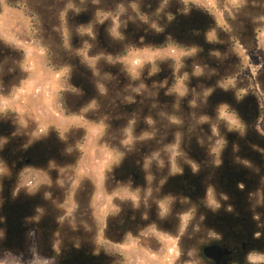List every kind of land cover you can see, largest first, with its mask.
I'll return each mask as SVG.
<instances>
[{"label": "rangeland", "instance_id": "rangeland-1", "mask_svg": "<svg viewBox=\"0 0 264 264\" xmlns=\"http://www.w3.org/2000/svg\"><path fill=\"white\" fill-rule=\"evenodd\" d=\"M16 1L22 5L28 2ZM62 1L66 4L57 30L64 47L76 51L91 69L98 91L105 94L106 83L116 81L106 70L117 65L131 83L127 101L141 96L140 102L148 106V111L127 125L119 121L109 126L106 117L96 114V101L80 104L78 91L69 83L70 68L54 64L55 57L48 55V46L32 20L23 10L11 7L8 0H0V40L17 51V56L7 55L0 62V119L9 121L27 146L50 135L61 145V162L24 169L20 183L33 181L38 186L41 177L57 173L61 197L66 201L61 214L72 226L85 225L86 204L92 193L96 243L103 240L101 230L107 214L115 212L118 205L141 214L157 205L163 221L143 230L137 240H130L122 249L125 253L119 264H206L202 247L219 238L204 227L197 200L210 211L224 208L227 195L217 193L210 185L211 172L227 159L225 153L249 168L253 165L249 159L235 156L241 150L237 139L246 135L249 127L264 136V3L180 0L184 9L199 6L215 20L207 39L218 46L217 52L199 57L197 47H181L171 41L161 47L127 46L118 54L93 49L95 24L107 23L110 36L117 41L123 40V30L130 23L159 30L160 21L169 16L164 10L172 0H161L158 7L152 4L155 0ZM98 5L102 8L95 11ZM90 10L92 21L73 27L80 39V47L75 50L67 16ZM170 70L172 78L149 82L158 73ZM250 106H255L257 116L253 118H248L253 108ZM7 141L0 138V151ZM129 156V164L142 177V184H135L131 175L125 188L119 189L109 179ZM7 172L0 157V178ZM185 175H199L198 181L207 191L205 197L197 193L194 201L165 189L168 178ZM34 185L31 191L37 188ZM261 186H255L252 195L253 211L260 219L264 217ZM118 198L121 200L117 203ZM151 236L157 240L151 243L152 250L134 247L140 238ZM177 246L179 253L171 254ZM249 262L264 264V253H250ZM0 264L40 263L35 255L26 262L22 255L5 252L0 253Z\"/></svg>", "mask_w": 264, "mask_h": 264}, {"label": "trees", "instance_id": "trees-1", "mask_svg": "<svg viewBox=\"0 0 264 264\" xmlns=\"http://www.w3.org/2000/svg\"><path fill=\"white\" fill-rule=\"evenodd\" d=\"M161 0H155L152 4L158 7ZM251 3L261 4L264 0H250ZM11 7L23 10L27 17L32 20L34 27L39 29L44 42L48 46V55L55 57L56 66H68L71 70L69 83L73 89L78 91L76 96L81 105H86L92 101L97 102L98 116L106 117L109 126L119 124V121L127 125L131 119L137 120L140 113H147L148 106L140 102L141 96L135 97L132 102H128L130 80L125 76V71L119 66L107 67V72L115 77L106 83L107 92L102 94L98 91L91 69L83 62L81 56L74 50H67L64 47L63 37L57 28L60 22V13L65 9V2L62 0H28L27 5L18 4L16 0H8ZM88 8L90 6H87ZM180 0H172L170 6L164 10L167 18L160 21V29L151 28L146 24H128L123 30V40L117 41L109 34L107 23L95 24V39L91 40L94 51L118 54L125 51V47H161L168 42H173L181 47H197L200 50L199 57L211 52H217L218 46L207 39V34L215 27V20L209 11L196 5H191L189 9H184ZM96 6L95 11L100 9ZM93 11H83L77 15L68 14V23L72 36V46L78 49L77 43L80 40L73 27L76 25H88L92 21ZM163 17V16H162ZM7 55L17 56V51L5 46L0 40V62ZM173 76V70L160 72L151 78V81H163ZM160 98H164L162 93ZM213 99V97H212ZM250 100V99H249ZM246 102V101H245ZM252 105L254 101H251ZM247 107L246 103L244 104ZM250 106L249 108H252ZM255 106L252 108V110ZM255 111V110H254ZM252 111H250L251 113ZM93 117H98V116ZM92 119H96L93 118ZM251 118V117H248ZM248 123H251L248 121ZM12 129L9 123L0 120V129ZM14 130V128H13ZM237 144L241 150L236 152L238 158L246 157L250 165L249 168L238 164L233 159H227L211 172L210 185L217 193L227 195L224 208L217 211H210L205 208L202 201L198 202L195 192L190 188L192 183L199 180V175L191 176L189 184L184 186L178 182L179 177L172 180L174 186H178V193L197 200L199 209L205 211V225L217 231L222 242L231 244H241L249 242V253H264V217L253 211L252 195L254 187L261 186L264 180V136L256 130L248 128L246 135L237 139ZM44 146L40 149V146ZM55 147L51 140L41 142L40 145L18 151V155H32L37 157L40 151L50 153ZM40 150V151H39ZM227 152V151H226ZM230 156V155H229ZM130 156L114 170L113 175L118 176L122 171H128ZM260 172L257 173V169ZM264 198V185L262 184ZM80 258V257H79ZM78 264H84L81 260Z\"/></svg>", "mask_w": 264, "mask_h": 264}, {"label": "flooded vegetation", "instance_id": "flooded-vegetation-1", "mask_svg": "<svg viewBox=\"0 0 264 264\" xmlns=\"http://www.w3.org/2000/svg\"><path fill=\"white\" fill-rule=\"evenodd\" d=\"M255 116L257 114L252 110L250 117ZM0 120L9 123L12 128L0 129V138L5 137L8 140L0 151V157L8 168V172L0 178V253L9 252L22 255L26 262H29L35 255L40 264H78L79 260L84 264H115L117 260L119 264V259H123L125 253L122 249H126V244L130 240H137V235L143 230L149 226L157 227L163 221L158 216L159 213L155 208L157 205L152 206L150 211L144 214L126 210L125 206L118 205L115 212L107 214L101 230L103 240L101 243H96L97 228L95 229V226L97 224L93 217L92 193L86 204L88 217L85 219V225L80 223L72 226L70 219L66 216L63 219L61 214L60 208L66 201L61 197V187L58 184L60 177L57 173L52 172L49 176L41 177L38 186H35L33 181L20 183V176L24 169L30 167L39 169L53 161L61 162L62 156L59 152L61 145L57 143L55 136L50 135L42 141L27 146L23 137L16 135L9 121ZM47 140L55 143L53 144L54 151L47 153L39 150L40 155L37 157L18 155V151L27 150ZM43 148L44 146L41 145L40 149ZM129 167L128 171H122L118 176L115 175L109 179L112 184L117 185V188H125L126 180L131 175H133L135 184H142V177L134 172L133 166L129 165ZM173 178L175 176L167 179L165 189L179 194L178 186L172 184ZM191 180L190 176L185 175L182 178L179 177L178 182L180 181L184 186ZM47 181L49 183H46ZM32 185L37 187L33 191L30 190ZM192 185L190 190L195 192V195L202 193L204 197L206 196L207 191L201 187L199 181ZM120 200L118 198L117 203ZM114 205L116 206V203ZM201 214L205 220V211L203 210ZM203 225L207 227L205 223ZM217 236L219 240L209 242L202 247L201 254L206 264H251L249 262V242L225 243L222 242L218 233ZM146 239V237L140 238L134 247L145 251L152 250L151 243H156L157 240L153 241L152 236L151 239ZM208 245H217L228 253L218 261L209 259L203 253L204 247ZM116 247H121V250H117ZM179 250L180 247L177 246V250L172 249L170 253H179ZM113 253H117L118 258Z\"/></svg>", "mask_w": 264, "mask_h": 264}, {"label": "water", "instance_id": "water-1", "mask_svg": "<svg viewBox=\"0 0 264 264\" xmlns=\"http://www.w3.org/2000/svg\"><path fill=\"white\" fill-rule=\"evenodd\" d=\"M203 253L207 258L218 261L223 255L227 254L228 251H224L217 245H208L204 247Z\"/></svg>", "mask_w": 264, "mask_h": 264}]
</instances>
